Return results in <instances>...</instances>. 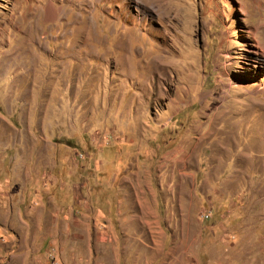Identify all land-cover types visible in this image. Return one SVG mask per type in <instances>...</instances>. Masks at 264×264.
<instances>
[{"label":"rangeland","instance_id":"374dc122","mask_svg":"<svg viewBox=\"0 0 264 264\" xmlns=\"http://www.w3.org/2000/svg\"><path fill=\"white\" fill-rule=\"evenodd\" d=\"M264 0H0V264H264Z\"/></svg>","mask_w":264,"mask_h":264},{"label":"bare ground","instance_id":"6f19581e","mask_svg":"<svg viewBox=\"0 0 264 264\" xmlns=\"http://www.w3.org/2000/svg\"><path fill=\"white\" fill-rule=\"evenodd\" d=\"M257 90L261 92L264 90V82L258 85Z\"/></svg>","mask_w":264,"mask_h":264}]
</instances>
